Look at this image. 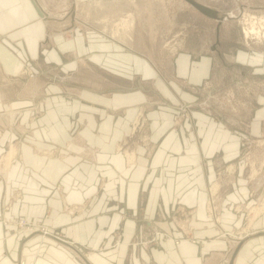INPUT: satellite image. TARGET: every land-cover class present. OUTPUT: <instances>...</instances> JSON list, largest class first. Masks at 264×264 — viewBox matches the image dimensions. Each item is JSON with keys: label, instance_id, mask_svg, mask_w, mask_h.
<instances>
[{"label": "crops", "instance_id": "0c3cea01", "mask_svg": "<svg viewBox=\"0 0 264 264\" xmlns=\"http://www.w3.org/2000/svg\"><path fill=\"white\" fill-rule=\"evenodd\" d=\"M52 1L0 0V39L9 46V50H0L2 71H11L21 58L38 65L54 60L76 69L82 83L74 85L77 98L70 104L60 101L59 86L47 84V103L43 105L46 112L42 117L35 113L31 116L28 111L0 112V129L6 121L10 131L20 137L19 158L12 161L0 179V217L6 215L8 222L15 216L42 220L67 239L42 238L0 220V264H18L21 259L26 264H230L238 244L233 264H264L263 215L256 216L252 225L260 230L236 242L220 234L219 226L211 222L205 210L208 187L216 171L240 152V131L231 128L226 117L200 110L180 127L171 122L173 104L198 98L192 86L201 85L210 75V52L187 46L166 54L161 48L156 60L135 47L89 33L72 39L71 34L63 37L74 25L75 11L52 10ZM67 52L70 59L65 61L63 53ZM166 56L171 57L169 61ZM237 57L238 62L264 73L261 53L242 50ZM167 71L174 75L168 83L163 76ZM261 93L255 96L259 107L254 110L252 130L256 131L264 126V92ZM4 97L0 88L2 106H11ZM141 106L150 120V138L156 147L148 158L141 152L135 161L126 164L119 153L120 143L129 134L130 123ZM76 110L81 111L82 150L95 152L94 161L77 162V156L68 153L80 146L64 144L74 141L68 129ZM6 132L5 138L9 136ZM55 146L67 154L36 153L39 148ZM134 157L131 154L129 160ZM239 172L223 187L220 225L224 231L243 222L241 213L232 211L230 203L246 207L250 198L243 170ZM103 178H109V183L119 181L118 197L127 218L121 232L122 242L126 243L107 245L101 250L98 247L104 241L109 244L113 240L112 228L121 220L120 211L112 220L105 213L108 205L99 201L90 209L93 217L87 218L82 212L86 208L82 200L97 198L91 186ZM180 196L188 207L196 209L194 231L201 240L177 244L160 239L148 248L131 243L133 234L146 226L142 222L156 216L159 204L169 208ZM7 201L10 207L4 211ZM82 245L91 252L86 253Z\"/></svg>", "mask_w": 264, "mask_h": 264}, {"label": "rangeland", "instance_id": "374dc122", "mask_svg": "<svg viewBox=\"0 0 264 264\" xmlns=\"http://www.w3.org/2000/svg\"><path fill=\"white\" fill-rule=\"evenodd\" d=\"M53 1V5H50L52 10L65 8L66 12L67 10L75 11L74 25L71 30L64 32L63 37H68L71 34L72 39L73 36L76 37L80 33H89L104 40L118 42L126 47H135L136 50L149 53L156 60L159 58L161 48L166 51V54L184 50L187 46L193 47L198 52L205 50L210 52L212 57L210 75L201 82V85L192 86L198 98L190 102L181 101L178 104H173L174 115L171 122L174 126L180 127L194 111L200 110L208 114L226 117L225 119L230 120L231 128L240 131L239 154L234 160L219 168L214 180L209 184V195L205 207L206 215L216 227L219 226L221 235L229 236L236 242H240L260 230L252 225L254 219L259 215L264 217V210L259 212L264 201V126L262 130L258 131L252 130V127H254V110L259 107L255 96L264 92V73H257L252 66L238 62L237 56L242 50H247L250 53L257 51L262 54L264 62V0H198L216 9L220 13L217 18L205 15L186 0ZM69 15L71 16V14ZM222 17L224 18L222 19ZM125 19L129 22L127 26V21L124 22ZM129 20H132L131 25ZM252 26L254 31H252ZM18 28L15 27V30ZM246 28L251 29L248 36H246ZM3 47L9 50V46H5L4 41L0 39V50ZM63 56L65 61L70 59L69 52L63 53ZM166 57L167 61L171 58ZM73 58L79 59L74 55ZM34 63L36 61L21 58L8 73L2 71L0 65V88L3 95L6 96V98L4 97L6 104L11 105L2 106L1 101L3 102V100L0 99V104L3 107L0 108V112L28 111L31 112V116L35 113L42 117L41 114L46 112L43 105L47 103L45 86L51 82L59 86L57 95L61 97L60 101L70 104L77 98L74 85L79 83L82 86V83H80L81 76L76 69L67 68L59 61L54 60H44L41 65L36 63L38 66ZM163 76L168 83L174 75L167 71ZM79 113L81 111L76 110L72 114L70 129H68L74 141H65L64 144L73 145L75 143L80 146L79 152L77 149L73 153H68V155L77 156V162L94 161L93 154L95 155V152L82 150V140L79 139L82 118L79 120ZM149 124L150 120L145 110L142 109V106L139 107L130 123L129 134L120 143L121 151L119 153L123 155L126 164L135 161L141 152L148 158L151 155L150 150L156 147L150 138ZM9 125L5 121V126L0 129V179H2L3 173L9 171L12 161L18 159V155H20L17 150L20 137L18 134H14L15 131H10L9 127L11 126ZM6 130H8L9 136L5 138ZM36 153L45 156L67 154L61 152L58 146L43 150L39 148ZM131 154H135L132 161L129 160ZM240 168L247 181L250 198L247 200L246 207L239 202L230 203L232 211L241 213L243 222L235 229L224 231L220 225L223 187L239 176ZM109 181V178H103L91 186L94 197H103L102 199L82 200V206L86 207L82 212L87 214V218L93 217L90 209L99 201L108 205V210L105 213L112 220L118 217L114 213L120 211L119 218L121 220L112 228L113 240L109 244L104 241L103 245L98 247L101 250L107 245L114 247L126 243L122 242L121 238L122 225L127 217L122 212V201L118 197L119 181L113 183H109ZM214 182H218L219 186L214 185ZM60 186L59 184L58 187ZM70 206L73 208V203ZM9 207L10 201H7L4 211ZM195 213L196 209L188 207L181 196L176 197L169 208L159 204L156 216L142 222L146 226L133 234L131 243L137 247L148 248L150 245L159 243L160 239H169L177 244L183 240L197 242L201 239L196 236L194 231L196 228ZM14 219L25 220L31 230L21 228L20 224L14 222L4 223V220H7V216L4 214L0 217L1 222L5 225H15L29 234H39L42 238L57 237L60 241L67 239L62 233L53 232L51 226L42 220L15 216L10 221ZM82 247L85 246L82 245ZM85 250L86 253L91 252L90 249ZM76 254L80 255L81 253L76 251ZM20 262L26 264L23 259L18 264Z\"/></svg>", "mask_w": 264, "mask_h": 264}, {"label": "water", "instance_id": "95a60500", "mask_svg": "<svg viewBox=\"0 0 264 264\" xmlns=\"http://www.w3.org/2000/svg\"><path fill=\"white\" fill-rule=\"evenodd\" d=\"M187 2H189L191 5H193L195 8H197L199 11H201L202 13H204L205 15L212 17V18H217L218 17V12L216 9H214L213 7H210L198 0H186ZM38 11L44 15V13L42 12V10L40 8H38ZM240 245L238 244L237 247L235 248L233 255L231 257V262L230 264H233L234 258L239 250Z\"/></svg>", "mask_w": 264, "mask_h": 264}, {"label": "bare ground", "instance_id": "6f19581e", "mask_svg": "<svg viewBox=\"0 0 264 264\" xmlns=\"http://www.w3.org/2000/svg\"><path fill=\"white\" fill-rule=\"evenodd\" d=\"M214 6V5H213ZM218 12V11H217ZM219 13V12H218ZM246 20V19H245ZM264 20V19H263ZM127 21V24H126V26L129 24V22H128V20H126L125 19V21L124 22H126ZM130 21V25L132 24V20H129ZM252 22V21H251ZM250 22V23H251ZM261 23V22H260ZM124 24V23H123ZM250 26V25H249ZM254 27L252 26V31H254V29H253ZM262 29V28H261ZM246 33H247V35L246 36H248V34L250 33V31H251V29H248V28H246ZM257 31H259L258 29H257ZM232 168V167H231ZM214 185H217V186H219V184H218V182H214ZM216 188V187H215ZM212 191H214V189H212ZM214 208V207H213ZM264 209V201H263V203H262V206L259 208V212H261L262 210ZM257 214V213H256ZM241 240V239H240ZM20 264H22V263H20Z\"/></svg>", "mask_w": 264, "mask_h": 264}, {"label": "built area", "instance_id": "2783aa9c", "mask_svg": "<svg viewBox=\"0 0 264 264\" xmlns=\"http://www.w3.org/2000/svg\"><path fill=\"white\" fill-rule=\"evenodd\" d=\"M9 222H14L15 224H20L21 228L31 230V227L27 224V222L25 220L14 219V220L9 221ZM4 223H8V221L4 220Z\"/></svg>", "mask_w": 264, "mask_h": 264}]
</instances>
